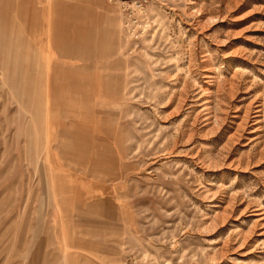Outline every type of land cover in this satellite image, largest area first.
Returning a JSON list of instances; mask_svg holds the SVG:
<instances>
[{
    "label": "rangeland",
    "instance_id": "rangeland-1",
    "mask_svg": "<svg viewBox=\"0 0 264 264\" xmlns=\"http://www.w3.org/2000/svg\"><path fill=\"white\" fill-rule=\"evenodd\" d=\"M0 264H264V0H0Z\"/></svg>",
    "mask_w": 264,
    "mask_h": 264
}]
</instances>
